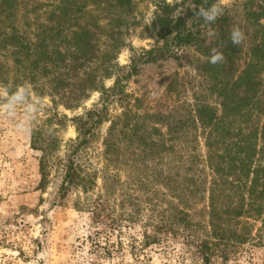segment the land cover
Returning a JSON list of instances; mask_svg holds the SVG:
<instances>
[{
  "label": "trees",
  "instance_id": "obj_1",
  "mask_svg": "<svg viewBox=\"0 0 264 264\" xmlns=\"http://www.w3.org/2000/svg\"><path fill=\"white\" fill-rule=\"evenodd\" d=\"M0 1V86L10 95L18 88L27 89L26 98L16 105L31 107L26 110L35 121L30 143L41 153L43 190L50 163L60 150L55 127L63 128L68 121L59 110L74 112L94 92L99 93L84 115L70 120L77 136L68 141L59 205L75 195L73 207L88 213L97 179L109 188L119 185L118 200L113 206L96 203L94 211L98 212L93 219L120 233L138 226L141 240L138 246L135 239L129 240L132 254L163 242H181L193 250L192 264H213L215 260L226 264L248 241L264 244V40L252 51L249 64L237 72L239 50L229 39V18L220 16L206 24L196 13L201 5L209 7L216 0H194L193 8L185 13L156 20L154 35L162 45L138 54L131 50L130 64L119 67L115 62L118 30L111 23L109 28L95 23L63 38L57 26L17 18L18 0ZM60 1L63 6L68 3ZM102 1L120 13L132 11V0ZM209 31L216 35L209 37ZM102 36L109 41V54L96 67ZM179 47L194 48L207 59L205 67L216 76L208 74L213 83L208 94H215L218 103L211 104L206 95L199 97L194 92L193 103L177 117L135 113L139 100H135L134 110L130 108L125 82L136 75L141 64L173 56ZM213 48L223 53V63H209ZM103 79L112 80V85L106 88ZM7 103L0 98V106ZM113 103L123 112L111 121L102 139L99 150L106 164L97 170L82 161V154L87 155L99 139L97 131L107 121ZM33 106L35 112H31ZM129 160L143 165V170L133 171L135 176L121 184L118 169L136 167ZM201 203L205 205L198 209ZM99 234L94 231L87 237L95 250L110 258L122 249L121 240L110 242L109 238L101 246Z\"/></svg>",
  "mask_w": 264,
  "mask_h": 264
},
{
  "label": "rangeland",
  "instance_id": "obj_2",
  "mask_svg": "<svg viewBox=\"0 0 264 264\" xmlns=\"http://www.w3.org/2000/svg\"><path fill=\"white\" fill-rule=\"evenodd\" d=\"M65 1H68L66 6L61 5L60 0H18L16 17L44 27L57 26L63 38L79 28H87L95 23L109 28L108 24L111 23L112 28H118L115 29L118 30L116 40L120 45L115 50V62L119 67L130 64L131 50L138 54L142 50L162 45L154 35L156 20L161 17L175 18L185 13L187 8H193L194 2L132 0L131 13H120L107 7L102 0ZM214 3L223 8L221 16L229 18L230 30L239 27L245 34L246 39L237 46L239 53L236 67L237 72H240L249 64L252 51L264 40V0H216ZM252 13L260 15L251 16ZM106 41L103 36L100 38L96 67L109 54L106 49L109 41ZM174 54L154 63L141 64L136 75L125 82L124 92L128 96L130 108L136 105L135 100H139L140 108L135 113L170 114L177 117L184 114L187 105L193 103L194 92L199 97L206 95L205 99L211 104L218 103L215 94H208L209 88L213 86L208 74L213 71L205 67L204 61L207 59L201 58L194 48L179 47L174 49ZM98 78L100 82V75ZM101 83L108 88L113 81L103 79ZM98 97L99 93L94 92L90 100L74 112L59 110L68 121L63 128L55 127L61 141L60 150L50 163L44 190L41 188L39 173L41 153L32 149L30 143L31 125L35 121L26 110L31 107L15 105L13 113L9 115L5 106H0V264H192L194 261L193 250L181 242H163L160 246L136 250L132 254L129 240L135 239L138 246L141 240L138 226L120 233L95 222L93 216L98 211H94V206L98 202L111 204L117 201L119 185L109 188L101 178L97 179L88 201L91 202V212L77 211L73 207L75 195L70 196L64 205H59L58 195L64 177L68 141L77 136L70 120L84 115L97 102ZM44 102L48 105V100ZM121 112L122 108L113 103L108 110L107 121L97 131L99 139L91 145L87 155L82 154L83 162L93 164L97 170L104 168L106 162L99 150L101 142L111 121ZM128 164H136V167H114L119 170L121 184H127L131 176H135L133 171L137 174L143 170L140 163L129 160ZM80 202L83 204L85 201L80 199ZM204 205L201 203L197 208L201 209ZM254 225L252 235H255L260 224L258 222ZM94 231L100 233L97 238L101 246L109 238L110 242L121 240L122 249L119 248L110 258L95 250L87 238ZM213 264L221 263L215 260ZM226 264H264V244L248 241Z\"/></svg>",
  "mask_w": 264,
  "mask_h": 264
},
{
  "label": "clouds",
  "instance_id": "obj_3",
  "mask_svg": "<svg viewBox=\"0 0 264 264\" xmlns=\"http://www.w3.org/2000/svg\"><path fill=\"white\" fill-rule=\"evenodd\" d=\"M196 14L197 16L201 17L206 24H211L214 23L217 18L223 14V8L216 3L212 4L209 7H204L203 5H201ZM207 35L209 37H213L216 35V33L214 31H209ZM229 39L234 46H239L244 42L246 37L244 32L239 27H234L230 30ZM223 62V53L219 52L216 48L211 49L209 63L212 65H217ZM27 94V89L24 87L18 88L10 95L6 87L0 86V98H4L8 101L7 105L5 106V111L9 115L13 113L16 103L22 102L26 98ZM35 111L36 108L33 106L31 112Z\"/></svg>",
  "mask_w": 264,
  "mask_h": 264
}]
</instances>
